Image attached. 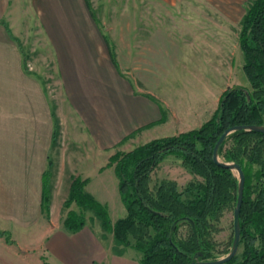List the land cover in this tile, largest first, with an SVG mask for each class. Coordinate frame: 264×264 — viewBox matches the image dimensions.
Masks as SVG:
<instances>
[{"label": "crops", "instance_id": "0c3cea01", "mask_svg": "<svg viewBox=\"0 0 264 264\" xmlns=\"http://www.w3.org/2000/svg\"><path fill=\"white\" fill-rule=\"evenodd\" d=\"M244 1L0 0V264H140L137 256L103 246L88 224L75 232L61 225L71 180H86L85 191L96 199L87 188L94 181L103 185V172L111 168L104 166V153L128 140L143 139L141 144L186 132L209 119L226 88L215 90L214 82L201 79L186 51H196L201 37L215 38L211 13ZM25 49L32 60L36 51L52 57L55 101L34 73L25 72L31 71ZM183 71L190 72L186 82L197 92L208 93L205 108L198 102L175 106L167 98L185 81ZM53 115L59 125L55 147ZM51 163L46 217L42 182ZM17 233L21 239L30 235L35 249L6 239Z\"/></svg>", "mask_w": 264, "mask_h": 264}, {"label": "trees", "instance_id": "16d2710c", "mask_svg": "<svg viewBox=\"0 0 264 264\" xmlns=\"http://www.w3.org/2000/svg\"><path fill=\"white\" fill-rule=\"evenodd\" d=\"M238 46L250 89L241 85L227 87L215 111L197 128L109 157L108 165H113L125 209V215L114 222L106 205L84 191L85 180L74 178L64 203L65 229L75 232L85 225L83 217L69 209L75 204L91 211L102 231L111 235L115 254L132 248L140 254V264L205 262L229 252L232 236L228 248L217 251L212 233L217 231L214 221L222 211L233 213L238 179L234 172L214 163L212 150L229 127L264 126V0H249L240 22ZM58 133L59 125L53 115V147ZM170 155L179 158L185 169L200 180L189 182L181 191L172 180L150 185L151 173ZM217 155L221 162L238 164L244 174L238 217V247L241 245L242 249L223 264H264V133L236 130L226 136ZM51 167L52 163L42 182L41 208L46 217ZM181 228L185 229L184 235Z\"/></svg>", "mask_w": 264, "mask_h": 264}, {"label": "rangeland", "instance_id": "374dc122", "mask_svg": "<svg viewBox=\"0 0 264 264\" xmlns=\"http://www.w3.org/2000/svg\"><path fill=\"white\" fill-rule=\"evenodd\" d=\"M248 5H249V0H246L243 3L232 5L231 8H229L227 11L224 12L226 15V19L220 16V14L224 16L223 12L220 14L210 12L211 14L216 15V17L214 18L216 19L217 22L215 38L214 39L210 38V41H207L209 37H207V35L204 36L203 33H201V35L204 37L200 36L201 38L199 39V42H197L193 46V49L198 51L199 54L196 51H193L190 47L187 48L186 60H190L192 62V63L190 62L191 69H193L199 75V77L201 79H204L206 82H210V83L214 82L215 90H219V88L223 86L224 88H227L233 85H241L250 89V85L242 70L243 60H242V54L238 46V34L240 30V22ZM200 25H201L200 30H202L203 32L204 25L202 23H200ZM208 30L211 32V27ZM31 46L32 43H30L29 46L30 49ZM27 49H25L26 51L23 52L26 54L25 61L29 56H30L29 57L30 60L27 61L28 62L27 65L25 63L26 66L25 68H27V70L30 69L31 71L28 72L34 73L39 78L40 82L43 84L45 88L46 93L49 95L51 102L55 101V99L58 96V81H57V74L55 71L54 61L52 57H51V61H49L48 60L49 58L46 57L47 55L46 53L39 54V52L36 51L34 52L35 54L33 53L34 56L32 60L31 59L32 53H28L29 50ZM32 64L35 67H33ZM184 71L187 70L184 69ZM184 71H183L184 74L183 78L185 79V81L180 82L177 85V88H170L169 89L170 93H168L167 98L169 99L170 102H172V105L175 106H177L179 101L183 103L190 102L189 104H196V102H198L199 109L205 108L206 107L205 105L209 103L208 93L203 92L200 89L198 90L199 92H197V90L193 88L194 86H192L189 82H186L190 78V72L185 73ZM192 89L194 90L193 91L195 94L194 97H190L189 95V90L191 91ZM139 140H134V139L128 140L116 146L115 148L110 149L108 152L104 153V157H103L105 162L104 166L111 167L112 169L105 168L103 172V178H104V181H102L103 185L98 184L94 181L92 183V186L87 188V190L89 191L92 190L97 194L95 196L98 202L106 205L109 218L112 222H114L118 218L123 217L125 215V209L124 206L122 205L118 193V180L114 174L113 165H108L109 157H112L115 154L127 153L133 150L134 148L145 145L146 143L151 141V140L145 141L142 142L141 144H138V142H140ZM141 141H143V139ZM99 160L100 159H98V162ZM90 161L92 163V160ZM234 175H236L235 172ZM163 179L174 181L179 191L184 189L189 182L196 181L197 179L200 180V178L194 176L193 174L188 172L187 169H185V167L181 164L179 158L171 155L166 157L163 161H161L158 164V166L154 169V171L151 173L150 185H152L154 182ZM49 182H50L49 184H50V198H51V193L54 187V172H52ZM69 209L81 215L85 221V224H88L90 228L93 227L94 232L97 231L98 233L97 237L99 238V240L100 238L103 239V241L100 240L103 246H107L109 248L112 247L113 242L111 235L108 233H104L102 231L98 219L94 216V214L91 211L83 210L82 208H79L75 204L70 205ZM66 211L67 209L63 204V215H65ZM232 219H233L232 211L224 210L221 212L220 216L218 217V220L214 221V225L216 226L217 231L212 233V238L217 242V247H216L217 251H222L223 249L228 248V245L230 243V238L233 233ZM39 229L40 228L38 227L37 230ZM180 231L182 235L185 234L184 228H181ZM5 236L6 239L9 240V242L11 239L12 242L16 244L15 246L17 247L26 248L28 246H31V249H35L34 247L35 243L28 242L31 241L30 235L28 238L23 237L22 239L18 233L17 235L6 234ZM241 249L242 248L240 245L238 247L237 252H240ZM125 251L128 253V255L137 256L138 258L140 257V254L137 253L132 248H126ZM221 255L219 254V256ZM47 264L49 263L47 262ZM51 264H56V263L51 262Z\"/></svg>", "mask_w": 264, "mask_h": 264}, {"label": "water", "instance_id": "95a60500", "mask_svg": "<svg viewBox=\"0 0 264 264\" xmlns=\"http://www.w3.org/2000/svg\"><path fill=\"white\" fill-rule=\"evenodd\" d=\"M241 129L264 133V126H256V125L232 126L223 131V133L218 137L213 147V150H212V159L214 163L219 167L229 169L232 172H235V174L237 175V179H238L236 204H235V207L232 213V218H233L232 219V230H233L232 234L233 235H232V243H231L230 250L226 255L220 257L219 259H215L212 261H205V262H192L190 264H223L229 261L236 254L238 250L239 239H240V228H239L238 217H239L240 207L242 203L244 174L238 164L229 163V162H221L218 158L217 152H218V147L221 145V143L223 142V140L226 138L228 134L236 130H241Z\"/></svg>", "mask_w": 264, "mask_h": 264}]
</instances>
